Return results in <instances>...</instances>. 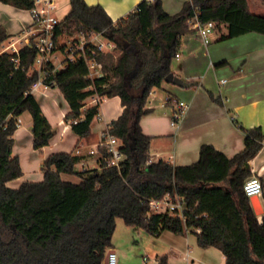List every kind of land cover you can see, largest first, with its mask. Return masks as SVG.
Returning a JSON list of instances; mask_svg holds the SVG:
<instances>
[{"label":"trees","instance_id":"trees-1","mask_svg":"<svg viewBox=\"0 0 264 264\" xmlns=\"http://www.w3.org/2000/svg\"><path fill=\"white\" fill-rule=\"evenodd\" d=\"M20 10H31L33 0H0ZM70 11L55 29L58 52L66 42L103 34L114 43L115 53L95 49L89 55L103 65V76L87 81L85 59L68 62L57 70L50 61L37 69V37L18 53L0 54V264H105L117 221L158 238L165 231L188 232L200 248H214L226 264H264V215L257 216L244 191L252 176L251 161L264 145V130L245 129V149L228 158L212 145H203L198 162L176 166L167 161L149 164L152 138L140 126L151 111V94L172 73L182 38L189 34V20L224 28L221 41L249 33L264 35V17L253 14L249 0H190L182 11L169 15L162 0H144L130 15L113 21L101 6L70 0ZM9 36L0 26V44ZM58 88L70 111L65 121L79 137V144L92 134L101 114L100 103L86 107L91 97H119L122 116L107 131L122 143L124 160L109 166L111 156L101 150L98 167L78 166L85 157L52 154L41 166L44 180L8 187L24 173L15 156L14 135L25 113L32 118L33 148L49 147L57 131L45 117L33 95L34 84ZM168 105L175 107L173 99ZM90 156V155H89ZM76 176L79 183L63 180ZM179 197L185 205L186 222L169 213H154L152 201ZM159 264H168L167 257Z\"/></svg>","mask_w":264,"mask_h":264},{"label":"crops","instance_id":"crops-1","mask_svg":"<svg viewBox=\"0 0 264 264\" xmlns=\"http://www.w3.org/2000/svg\"><path fill=\"white\" fill-rule=\"evenodd\" d=\"M142 1L85 0L89 6L103 7L115 22L133 13ZM162 1L164 10L169 15H176L190 0ZM249 8L253 14L264 17V0H249ZM0 26L9 36L0 44L2 54L13 42L17 48H20L19 44L22 46V38L32 27V19L28 11L0 2ZM224 32V28L216 29L208 44L195 33L182 38L179 57L173 61L171 70L175 77L193 86L181 88L165 82L159 91L151 94L146 105L151 112L140 122L143 133L152 138L149 164L167 161L176 166L192 165L198 162L203 145H212L228 158H233L245 149V135L235 125L234 119L247 130L259 127L264 130V35L249 33L221 41ZM16 36L19 37L15 39ZM7 42L10 43L6 45ZM56 68L59 69L60 64ZM33 95L57 135L49 147L35 150L32 118L22 121L24 115L21 116L14 135L13 153L20 158L24 175L8 183V187L17 189L26 181H43L41 166L52 154L75 152L85 157L78 170L97 168L98 157L89 156V151L100 142L110 124L122 116L124 107L121 99L95 96L86 101L87 108L100 103L101 114L93 123L91 136L79 144V137L65 121L70 107L61 91L44 87ZM170 99L174 103L183 101L189 105L176 128L171 126L174 108L168 105ZM250 165L252 174H259L264 187V145ZM62 178L72 183L80 182L76 176L63 175ZM258 198L264 210V190ZM162 238L172 245L164 254L156 255L154 264H159L164 257H167L168 264H173L169 256L173 252L176 256L183 253L186 263L187 254L191 255L194 264L197 261L200 264L214 262V248H200L193 234L177 235L165 231L158 237L159 240ZM220 254L226 264L225 256ZM204 260L212 262L204 263ZM149 261L148 256L143 259L144 264Z\"/></svg>","mask_w":264,"mask_h":264},{"label":"built area","instance_id":"built-area-1","mask_svg":"<svg viewBox=\"0 0 264 264\" xmlns=\"http://www.w3.org/2000/svg\"><path fill=\"white\" fill-rule=\"evenodd\" d=\"M33 1L34 7L31 10H28L32 19V27L24 34L22 38V46L17 48L16 42H13L5 52L18 53L22 47L32 44V38L37 37L36 48L38 49L39 56L36 61V67L37 69H41L47 62H54L53 58L56 55L54 54V50L56 49L54 33L60 21L55 17V12L58 7L57 0ZM215 30V23H201L198 15L189 20V33H195L205 44H208L211 41V35ZM115 48V44L110 42L103 34H94L90 38L81 37L76 42L68 40L66 42V51L63 54L64 60L60 63V68L56 69H65L68 62H74L79 57L85 59L88 66L89 74L86 77V80L93 81L94 79L103 76V65L89 54L92 53L94 55L96 52L95 49L102 53H113ZM177 57H179V55ZM41 87H45L41 81L34 84L33 94L35 93V90L41 89ZM188 108V103L183 101L175 103L171 121V126L173 128H176L180 124ZM121 148L122 143L119 139L108 132H104L100 142L89 151V155L97 156L99 159L101 150H106L111 156L110 159H106L109 166L119 167L120 163L124 160ZM263 190V183L258 173L252 174L244 185L245 194L249 198L261 197ZM150 205L151 210L154 213H169L186 222L184 214L185 205L179 197L176 201H173L171 197L167 196L161 201H152ZM187 234L191 233L188 232ZM107 255L108 264H118V254L115 251H110ZM191 258V255L187 254V264H194L193 261H191Z\"/></svg>","mask_w":264,"mask_h":264},{"label":"rangeland","instance_id":"rangeland-1","mask_svg":"<svg viewBox=\"0 0 264 264\" xmlns=\"http://www.w3.org/2000/svg\"><path fill=\"white\" fill-rule=\"evenodd\" d=\"M57 6L58 7L55 12V17L59 21H62L70 10V0H57ZM17 37L19 36H16L15 39ZM9 43L10 42H7L6 45ZM18 47H21V44H19ZM1 50L2 47H0V51ZM113 53H115V51ZM53 59L54 64L58 66L64 60V55L63 53L58 52ZM156 91H159V89ZM27 117L31 118L30 114L25 113L22 117V121H25ZM95 157L97 158V156ZM96 167H98L97 164ZM112 245L114 248L112 247L109 250H116L118 254V264H144L143 259L146 256L150 257L148 264H154L153 259L156 257V255L164 254V252H166V250L172 244L166 238L159 240L158 238L147 234L143 230H134L133 228L128 227L123 220L119 219L112 240ZM212 251L214 252L215 256L212 257L214 262L211 264H224L222 258H220V252L215 249H212ZM169 256L172 259L173 264H187L183 259V253L176 256L173 252ZM203 262L207 263L212 261L204 260ZM196 264L200 263L197 261Z\"/></svg>","mask_w":264,"mask_h":264},{"label":"water","instance_id":"water-1","mask_svg":"<svg viewBox=\"0 0 264 264\" xmlns=\"http://www.w3.org/2000/svg\"><path fill=\"white\" fill-rule=\"evenodd\" d=\"M165 82L168 84L179 86L181 88H190L193 86L192 84L183 82L178 77H175L172 73L165 79ZM251 204L257 216L264 215V210L258 197H252ZM104 263L108 264V255Z\"/></svg>","mask_w":264,"mask_h":264},{"label":"bare ground","instance_id":"bare-ground-1","mask_svg":"<svg viewBox=\"0 0 264 264\" xmlns=\"http://www.w3.org/2000/svg\"><path fill=\"white\" fill-rule=\"evenodd\" d=\"M40 89L35 90V93L38 92Z\"/></svg>","mask_w":264,"mask_h":264}]
</instances>
